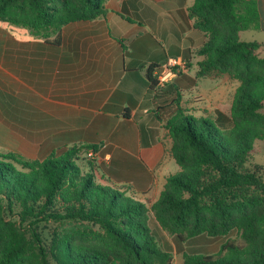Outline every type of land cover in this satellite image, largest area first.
I'll list each match as a JSON object with an SVG mask.
<instances>
[{
  "label": "trees",
  "instance_id": "1",
  "mask_svg": "<svg viewBox=\"0 0 264 264\" xmlns=\"http://www.w3.org/2000/svg\"><path fill=\"white\" fill-rule=\"evenodd\" d=\"M108 1L0 0V21L59 42L64 26L105 17ZM188 19L206 35L197 78L239 82L231 115L196 117L174 102L166 127L181 171L151 207L83 172L81 148L45 160L0 150V264H172L149 226L150 212L180 243L227 237L215 254L184 252V264H264V168L251 163L264 140V56L260 42L240 39L261 29L258 4L195 0ZM158 69L147 73L152 90ZM43 223L70 228L46 242Z\"/></svg>",
  "mask_w": 264,
  "mask_h": 264
},
{
  "label": "crops",
  "instance_id": "2",
  "mask_svg": "<svg viewBox=\"0 0 264 264\" xmlns=\"http://www.w3.org/2000/svg\"><path fill=\"white\" fill-rule=\"evenodd\" d=\"M255 1L257 32L264 34V0ZM194 3L110 0L105 17L64 26L59 42L0 21V150L45 160L81 148L90 160L85 170L98 183L128 190L151 207L181 171L166 127L174 102L196 117H229L239 87L227 77L197 78L204 57L196 52L206 35L188 19ZM252 41L262 44L264 56V40ZM171 60L188 71L152 90L149 68ZM149 226L172 264H184V252L215 254L227 239L177 242L152 212Z\"/></svg>",
  "mask_w": 264,
  "mask_h": 264
},
{
  "label": "rangeland",
  "instance_id": "3",
  "mask_svg": "<svg viewBox=\"0 0 264 264\" xmlns=\"http://www.w3.org/2000/svg\"><path fill=\"white\" fill-rule=\"evenodd\" d=\"M241 38L244 41H250V40H256V39L264 40V34L259 33L257 31H246V32L242 33ZM222 77H227L230 80H233L230 76H222ZM255 145H256L255 146V152L253 153L251 163L252 164H259V165L263 166V168H264V140L257 141ZM85 161H90V160L87 157H82L80 155V159L78 161V164L82 168L83 172L86 173L87 171L85 170V166L87 163ZM90 163L92 164L93 162H89V165H90ZM95 179L97 180L96 176H95ZM65 227H68V226H62L60 224H55V223H48V224L43 223L41 231L43 233L44 240L46 242H50L53 232L56 230L58 231V230L64 229ZM68 228H70V227H68ZM235 235H236V233L232 232V234H230L229 236L233 237ZM224 238H227V237H224ZM222 240H224V239H222ZM192 250H195V248L189 249V251H192ZM216 250H217V248L215 247V250L213 249V250H209V251H216ZM199 251H201V250H199Z\"/></svg>",
  "mask_w": 264,
  "mask_h": 264
},
{
  "label": "built area",
  "instance_id": "4",
  "mask_svg": "<svg viewBox=\"0 0 264 264\" xmlns=\"http://www.w3.org/2000/svg\"><path fill=\"white\" fill-rule=\"evenodd\" d=\"M187 71L188 69L185 62L171 60L167 66L162 67V69L156 73L155 77L157 78L158 85L164 87L171 79L176 78Z\"/></svg>",
  "mask_w": 264,
  "mask_h": 264
}]
</instances>
